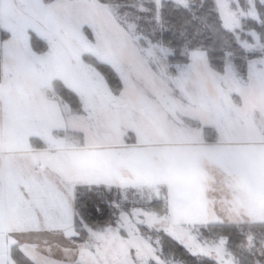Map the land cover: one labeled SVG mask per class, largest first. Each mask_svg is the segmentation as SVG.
<instances>
[{"label": "snow or ice", "instance_id": "obj_1", "mask_svg": "<svg viewBox=\"0 0 264 264\" xmlns=\"http://www.w3.org/2000/svg\"><path fill=\"white\" fill-rule=\"evenodd\" d=\"M0 264H264V0H0Z\"/></svg>", "mask_w": 264, "mask_h": 264}]
</instances>
